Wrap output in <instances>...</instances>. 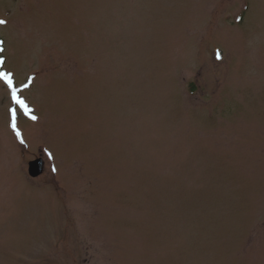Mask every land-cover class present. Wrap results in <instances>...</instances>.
<instances>
[{
	"label": "rangeland",
	"instance_id": "1",
	"mask_svg": "<svg viewBox=\"0 0 264 264\" xmlns=\"http://www.w3.org/2000/svg\"><path fill=\"white\" fill-rule=\"evenodd\" d=\"M0 19V264H264V0Z\"/></svg>",
	"mask_w": 264,
	"mask_h": 264
},
{
	"label": "snow or ice",
	"instance_id": "2",
	"mask_svg": "<svg viewBox=\"0 0 264 264\" xmlns=\"http://www.w3.org/2000/svg\"><path fill=\"white\" fill-rule=\"evenodd\" d=\"M6 21L0 19V25H3L5 24ZM0 63H3L2 60H0ZM0 80H3L8 86L9 88H13V82H12V74L11 73H7V72H3V71H0ZM25 87H27V85H25ZM13 99L18 103L20 104L21 106L24 107L25 109V112L28 111V108H27V105L25 103L24 100H22L20 97H18L16 95V91L15 89H13ZM13 117H15V111L13 110ZM32 119H36L35 116L32 117ZM13 128H15V124L13 123ZM17 135H19V133H17ZM23 142V141H21ZM51 158V157H50ZM53 171H55V169H53Z\"/></svg>",
	"mask_w": 264,
	"mask_h": 264
},
{
	"label": "water",
	"instance_id": "3",
	"mask_svg": "<svg viewBox=\"0 0 264 264\" xmlns=\"http://www.w3.org/2000/svg\"><path fill=\"white\" fill-rule=\"evenodd\" d=\"M44 170V161L42 158H37L29 162L28 173L31 177L35 178L42 174Z\"/></svg>",
	"mask_w": 264,
	"mask_h": 264
},
{
	"label": "trees",
	"instance_id": "4",
	"mask_svg": "<svg viewBox=\"0 0 264 264\" xmlns=\"http://www.w3.org/2000/svg\"><path fill=\"white\" fill-rule=\"evenodd\" d=\"M2 37L0 36V42H1V45L3 46L2 44ZM4 57V51L2 49H0V59H2Z\"/></svg>",
	"mask_w": 264,
	"mask_h": 264
}]
</instances>
